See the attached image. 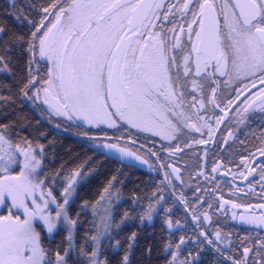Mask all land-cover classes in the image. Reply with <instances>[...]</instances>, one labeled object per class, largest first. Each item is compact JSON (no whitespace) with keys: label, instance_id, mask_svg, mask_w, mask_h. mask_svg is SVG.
<instances>
[{"label":"snow or ice","instance_id":"6c2138e0","mask_svg":"<svg viewBox=\"0 0 264 264\" xmlns=\"http://www.w3.org/2000/svg\"><path fill=\"white\" fill-rule=\"evenodd\" d=\"M0 75V264H134L147 228L163 264H264V0H9ZM62 127L122 165L93 199Z\"/></svg>","mask_w":264,"mask_h":264},{"label":"trees","instance_id":"16d2710c","mask_svg":"<svg viewBox=\"0 0 264 264\" xmlns=\"http://www.w3.org/2000/svg\"><path fill=\"white\" fill-rule=\"evenodd\" d=\"M18 1L19 0H17V2ZM36 1L37 0H23L22 3L26 2L30 4L35 3ZM41 1L42 3L44 2V0ZM19 5L21 6V3ZM5 8L6 6L1 8L0 13H3ZM9 20L14 23L12 18ZM0 78H2V75H0ZM53 137L56 141V152L58 157L68 159L69 154L72 157L79 156V160H77L76 163L88 161L89 158H91L90 168L94 170V173L90 175L88 183L81 191V195L84 198L93 199L96 193L99 190H102V188L106 185L107 180L110 179L117 170L122 168L121 164L115 161L105 160L99 154L88 151L82 145L81 141L73 137L70 133L59 132V134H57L55 130H52V135L49 139H52ZM124 171L126 173V186L122 189V193L125 201H127L128 197L134 193V189L137 185H139L140 188H144L154 176L139 170L124 169ZM122 179L125 178L122 177ZM121 207H127V204H123ZM135 230L139 231V229ZM151 232H153V229L147 228L140 234V247L136 249L134 264H148L147 256L144 250L149 245H153L151 264H163V258L160 255L158 248L154 245L153 238L149 235ZM155 232L157 235L159 234L158 231ZM127 234H130V231Z\"/></svg>","mask_w":264,"mask_h":264},{"label":"flooded vegetation","instance_id":"af4514ba","mask_svg":"<svg viewBox=\"0 0 264 264\" xmlns=\"http://www.w3.org/2000/svg\"><path fill=\"white\" fill-rule=\"evenodd\" d=\"M23 0H19L17 3L20 4L21 3V6L22 7H25L28 3L26 2H23ZM36 4H41L42 1L41 0H37L35 2ZM4 4V5H3ZM7 4H9V0H0V9L3 8L4 6L7 7ZM11 17H8V19H10ZM252 127L255 129L256 131V134L258 135L259 132L261 130H264L261 128L260 124H259V121H255L252 125ZM49 128H51V126H49ZM52 130H55V129H52ZM245 131H247V129H245ZM59 132H63V133H70L73 137H75L76 139L80 140V138L76 135V130L75 129H70L68 132H64L63 130V127L59 130ZM242 139L244 138L243 136L241 137ZM132 170H136V171H144V172H147L149 175H154V174H151L148 172L147 168H141V169H132ZM242 183H246V182H242ZM226 191V190H225ZM256 191L259 192V187L257 186L256 187ZM251 202L253 204L257 203L258 202V198L255 197V196H252L251 198ZM229 225L232 226V230L234 232V237L235 236H240V237H243L245 236L247 233L245 232V228L248 227L246 225H242L240 222L238 221H230L229 220ZM225 230L227 231L228 228H225ZM155 231H158L159 232V224L157 222V225H156V228H155ZM253 236H255V232L252 233Z\"/></svg>","mask_w":264,"mask_h":264}]
</instances>
